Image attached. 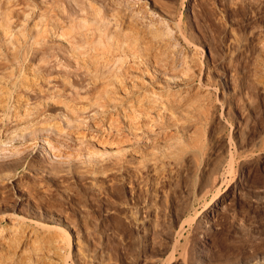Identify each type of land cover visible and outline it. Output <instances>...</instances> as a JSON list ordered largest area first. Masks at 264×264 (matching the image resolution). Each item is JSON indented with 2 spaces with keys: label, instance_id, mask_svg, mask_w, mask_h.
I'll use <instances>...</instances> for the list:
<instances>
[{
  "label": "rangeland",
  "instance_id": "374dc122",
  "mask_svg": "<svg viewBox=\"0 0 264 264\" xmlns=\"http://www.w3.org/2000/svg\"><path fill=\"white\" fill-rule=\"evenodd\" d=\"M255 263L264 0H0V264Z\"/></svg>",
  "mask_w": 264,
  "mask_h": 264
},
{
  "label": "bare ground",
  "instance_id": "6f19581e",
  "mask_svg": "<svg viewBox=\"0 0 264 264\" xmlns=\"http://www.w3.org/2000/svg\"><path fill=\"white\" fill-rule=\"evenodd\" d=\"M135 56V55H134ZM138 59H139V57H138ZM5 150V149H4ZM37 223H39V224H42L41 226H43V223H40V222H37ZM46 224H44V226H45ZM53 228H52V230L54 229L55 231H57L59 234H60V236L62 237V238H64V240L67 242V243H69L70 244V237H69V235H68V233L66 232V230L64 229V228H62L61 226H52ZM47 228V230H49L50 229V227L48 228V226H45V229ZM51 230V229H50ZM63 240V241H64ZM62 241V240H61ZM63 243V242H62ZM71 246V245H70ZM68 257V256H67ZM256 264V263H255Z\"/></svg>",
  "mask_w": 264,
  "mask_h": 264
}]
</instances>
